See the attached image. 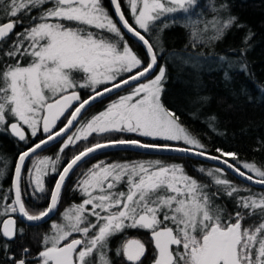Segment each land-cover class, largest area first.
Segmentation results:
<instances>
[{
    "label": "snow or ice",
    "instance_id": "snow-or-ice-1",
    "mask_svg": "<svg viewBox=\"0 0 264 264\" xmlns=\"http://www.w3.org/2000/svg\"><path fill=\"white\" fill-rule=\"evenodd\" d=\"M110 3L116 19L103 0H0V132L26 145L31 138L43 137L19 153L12 183L0 193V254L8 264H113L109 240L126 229H143L150 232L155 248L152 264H264V192L233 184L223 168H200L198 172L217 187L210 195L209 186L188 175L182 164L158 160L93 165L76 182L75 190L84 199L65 210L63 223L51 225V234L43 235L36 255L26 247L21 248L19 258L10 252L9 242L24 233V228L17 229L14 217L35 227L47 223L56 213L73 169L101 149L143 148L203 157L264 187V168L242 162L244 169L255 174L254 179L237 166L241 163L237 153L215 148L216 154L211 155L161 100L167 69L159 63L164 55L159 33L186 19L184 26L193 29V48L197 41H219L233 26L243 27L228 6L213 7L215 15L201 28L189 19L202 7L198 0H124L133 23L125 17L121 0ZM32 11L38 14L33 16ZM21 13L28 16L27 25L18 18ZM18 25L22 30L15 32ZM122 30L137 39L144 48L143 57L129 45ZM209 30L212 35L207 36ZM251 36L244 38L245 45ZM202 58V53L189 55V60ZM216 59L224 63V77L230 79L231 65L225 57ZM77 74L81 79L75 78ZM133 84L128 94L91 119H82L86 106ZM82 90H88L86 99ZM58 124L63 126L58 128ZM117 133L165 143L105 138L72 156L62 169L59 155L37 158L27 170L30 195L38 201L47 199L48 204L38 212L28 210L22 181L26 160L38 149L63 139L62 153L89 137ZM6 171V166L0 167V177ZM48 174L57 177L50 190L43 179ZM121 185L124 190H118ZM219 194L232 199V212L214 204L213 197ZM251 217H257L258 223L245 227L243 221ZM145 253L139 239H127L115 249V255H122L128 264H142Z\"/></svg>",
    "mask_w": 264,
    "mask_h": 264
},
{
    "label": "trees",
    "instance_id": "trees-1",
    "mask_svg": "<svg viewBox=\"0 0 264 264\" xmlns=\"http://www.w3.org/2000/svg\"><path fill=\"white\" fill-rule=\"evenodd\" d=\"M222 3L228 6V12L237 17L238 23L243 27L233 26L219 41L210 44H201L197 41L196 47L193 48L191 43L193 29L191 25L184 26L188 23L186 19H180L177 23L170 24V27L164 29L162 43L159 44L164 55L163 58H159V63L166 65L167 70L161 100L167 109L176 113L181 124L189 133L207 146L211 154H216L214 152L215 148L235 152L241 162L237 166L255 176L250 170L243 168L242 162L255 163L257 167L264 168V91L261 90L264 88V0H198V4L202 7L198 9L197 15H192L189 19L193 22H199L198 26L202 28L204 23L210 22L215 15L212 8H218ZM103 4L115 19L110 1L103 0ZM50 6V3L45 5V7ZM121 6L127 17L128 9L124 0H121ZM22 14L18 18L24 20L27 25L29 18L27 15ZM37 14V11L31 12L33 16ZM0 22H2V17H0ZM21 30L19 25L15 28V32ZM249 33L252 36L248 44L245 45L244 38ZM206 35H212L211 30ZM124 36L133 49L143 57L144 48L141 47L139 42L132 39L125 32ZM196 53H202L204 58L198 61L189 60V55H195ZM216 57H225L231 65L230 79H225L223 72L225 65ZM244 65H247L246 69H243ZM132 87H135V85L97 101L82 113V119L88 120L101 112L111 101L130 91ZM80 94L82 98H86L88 90H82ZM213 117L215 119H212ZM62 126V124H58V128ZM41 138L43 137L31 138L26 145L10 133L0 132V167L6 166L7 170L6 175L0 177V193L7 190L12 183L13 171L19 153ZM105 138L140 139L143 143H165V141L158 138L140 137L135 133H117L109 134L106 137H89L88 140H82L75 145H71L61 153L58 151L63 143V139H61L59 142L34 154L26 161V170L22 181V195L28 210L38 212L47 207L48 204L47 199L38 201L30 195L32 188L28 184L27 170L31 169L30 162L33 158L41 155L55 158L59 155L61 157L60 168L62 169L72 156L92 143L102 141ZM139 156L182 164L188 175L209 186L207 191L210 195L217 191V187L212 184L211 178L198 172L200 168L211 167L215 164L184 155L113 149L98 152L80 162L73 169L62 189L61 200L57 208L58 212H61L72 202L81 199L79 191L75 190L76 182L96 162L110 163L117 160H131ZM224 173L227 178L232 179L241 186L249 187L254 192H264V188L254 187L242 182L225 169ZM55 178V174L44 176V185L47 189L53 188ZM213 202L225 208L227 212L233 211V201L225 195L219 194L213 197ZM53 219L48 223H42L39 227H35L23 222L16 216V227L17 229L24 228V233L9 242L11 244L10 252L15 253L19 258L21 248L26 247L30 249L32 256H35L41 249L42 237L48 234ZM257 223V217L247 218L243 221L245 227ZM134 236L140 237L146 247L142 264L152 263L155 248L150 232L143 229H126L124 233L117 234L109 240V257L112 259L113 264H128L122 255L120 257L115 255V249L128 237ZM0 242H3L2 238H0ZM0 264H8L7 259L2 254H0Z\"/></svg>",
    "mask_w": 264,
    "mask_h": 264
},
{
    "label": "water",
    "instance_id": "water-1",
    "mask_svg": "<svg viewBox=\"0 0 264 264\" xmlns=\"http://www.w3.org/2000/svg\"><path fill=\"white\" fill-rule=\"evenodd\" d=\"M110 1V0H109ZM110 6H111V9H112V12H113V8H112V5H111V3H110ZM114 14V13H113ZM114 17H115V15H114ZM126 17V16H125ZM115 19H116V17H115ZM130 23V22H129ZM128 36H130L132 39H134L135 41H137V39L134 37V36H132L130 33H128L127 31H125V30H123ZM138 42V41H137ZM140 44V43H139ZM134 85V84H133ZM127 87H129V86H124V87H122L121 89H119V90H115V91H113L112 93H109V94H107L105 97H108V96H110V95H112V94H115V93H117V92H119V91H121V90H123V89H125V88H127ZM105 97H101L99 100H101V99H103V98H105ZM87 98V97H86ZM85 98V99H86ZM99 100H97V101H99ZM97 101H95V102H93L91 105H93L94 103H96ZM88 107H90V106H86V109L88 108ZM85 111V110H84ZM83 111V112H84ZM61 140V139H60ZM59 140V141H60ZM36 142H38V141H36ZM36 142H34V143H36ZM56 142H58L57 140H53V141H51V142H49L47 145H45V146H43L41 149H38L37 150V152L36 153H38V152H40V151H42V150H44L45 148H47V147H49V146H51L52 144H54V143H56ZM34 143H32L30 146H32ZM113 149H128V150H133V151H137V152H144V153H158V154H171V155H184V156H190V157H194V158H197V159H200V160H204V161H206V162H209V163H212V164H215V165H217V166H220V167H222V168H224L227 172H229L231 175H233L236 179H238V180H240V181H242V182H245V183H247V184H250V185H252V186H254V187H258V188H264V187H262V186H260L259 184H256V183H254L253 181H248V180H246V179H244L243 177H240L238 174H236L234 171H232L231 169H228L226 166H224L221 162H218V161H214V160H211V159H206V158H203V157H198V156H193V155H189V154H185V153H176V152H169V151H159V150H155V149H143V148H126V147H116V148H105V149H101V150H99L98 152H102V151H106V150H113ZM97 152V153H98ZM35 153V154H36ZM94 154H96V153H94ZM94 154H92V155H94ZM211 154V153H210ZM34 155V154H33ZM32 155V156H33ZM211 155H215V154H211ZM86 158H88V157H85L84 158V160L86 159ZM27 161V160H26ZM82 162V161H81ZM16 163H17V161H16ZM15 163V164H16ZM78 164H80V162L78 163ZM241 171H243L242 169H241ZM245 172V171H244ZM13 173H14V171H13ZM247 173V172H246ZM248 174H250V173H248ZM250 175H252V174H250ZM254 177V179H255V176H253ZM13 178V177H12ZM57 179V178H56ZM20 219H21V217L20 216H18ZM52 217H53V215H52ZM51 217V218H52ZM15 218V217H14ZM22 220V219H21ZM23 222H25V223H28V224H30V222H26V221H24V220H22Z\"/></svg>",
    "mask_w": 264,
    "mask_h": 264
},
{
    "label": "rangeland",
    "instance_id": "rangeland-1",
    "mask_svg": "<svg viewBox=\"0 0 264 264\" xmlns=\"http://www.w3.org/2000/svg\"><path fill=\"white\" fill-rule=\"evenodd\" d=\"M104 5V4H103ZM105 7V6H104ZM106 8V7H105ZM127 17L129 18V22L130 23H133V21H132V19L130 18V13H129V11H127ZM126 17V18H127ZM135 26V25H134ZM18 32H20V31H18ZM154 35H155V33H154ZM159 36H160V42H159V44L160 43H162V37L164 36V32H161V33H159ZM125 39H127L126 37H125ZM127 41H128V39H127ZM129 43V42H128ZM130 45V44H129ZM161 45V44H160ZM131 46V45H130ZM132 47V46H131ZM76 79H81V77L77 74L76 75V77H75ZM130 91H131V89H130ZM130 91H128V92H125V93H123V94H121L120 96H122V95H126V94H128ZM116 99H118V98H116ZM115 99V100H116ZM114 101V100H113ZM112 102V101H111ZM110 102V103H111ZM109 103V104H110ZM104 110V109H103ZM102 110V111H103ZM98 114V113H97ZM89 119H91V118H89ZM88 119V120H89ZM86 121V120H85ZM27 130V129H26ZM73 130V129H72ZM73 131H75V129L73 130ZM71 134V133H70ZM173 143H175V142H173ZM61 146H62V144H61ZM61 148V147H60ZM60 148H59V150L58 151H60ZM44 157H49V156H46V155H41V156H37V157H35V158H33L32 159V161L30 162V166H31V169H32V167H33V161L34 160H36L37 158H40V159H43ZM53 159H55V158H53ZM159 161L160 159H158V158H152V157H146V156H139V157H137V158H133V159H131V160H128V159H126V160H117V161H113V162H110V163H107V162H105V164H113V163H135V162H142V161ZM162 163H164V164H173V163H177V162H169V161H167V162H165V161H161ZM179 164V163H178ZM215 168H220V167H218V166H215V165H213V166H211V167H206V168H204L205 170H208V169H215ZM85 172H87V171H85ZM227 178V177H226ZM229 181H231L233 184H235V185H238V186H240V187H242V188H249V187H246V186H244V185H239V184H237L235 181H233L232 179H229V178H227ZM121 189H123L124 190V186L123 185H121V186H119V188H118V190H121ZM252 192H254L253 190H251ZM255 191H257V190H255ZM80 193V192H79ZM81 194V193H80ZM82 195V194H81ZM242 195H247V193L245 192V193H242ZM83 199H84V197H83ZM82 199V200H83ZM82 200L80 201V202H78V203H72V204H70V205H68L66 208H64L61 212L59 211H57V214H56V217H57V219L58 220H54L53 219V221H51V223H50V230L48 231V234H51V225L53 224V223H63V213L65 212V210H67V209H69L72 205H76V204H80L81 202H82ZM90 207V206H89ZM18 216V215H17ZM53 218V217H52ZM51 218V219H52ZM2 219V218H1ZM50 219V220H51ZM49 220V221H50ZM48 221V222H49ZM47 222V223H48ZM74 238H79L78 236L77 237H74Z\"/></svg>",
    "mask_w": 264,
    "mask_h": 264
},
{
    "label": "flooded vegetation",
    "instance_id": "flooded-vegetation-1",
    "mask_svg": "<svg viewBox=\"0 0 264 264\" xmlns=\"http://www.w3.org/2000/svg\"><path fill=\"white\" fill-rule=\"evenodd\" d=\"M22 15H24V13L22 14ZM15 31V30H14ZM95 164H97V162L95 163ZM57 178V177H56ZM56 178H55V180H56ZM54 183H55V181H54ZM54 187V186H53ZM121 190H123V189H121ZM80 196H81V199L79 200V201H75V202H72V203H78V202H80L82 199H83V196L80 194ZM71 203V204H72ZM58 208V207H57ZM57 211L58 210H56V213H55V215H53V218H54V220H58L57 219V217H56V214H57ZM78 235H76V234H74V237H77ZM151 236V235H150ZM127 239H139L140 240V237H138V236H134V237H128ZM126 239V240H127ZM125 241V240H124ZM141 241V240H140ZM142 242V241H141ZM122 243V242H121ZM152 264V263H151Z\"/></svg>",
    "mask_w": 264,
    "mask_h": 264
}]
</instances>
